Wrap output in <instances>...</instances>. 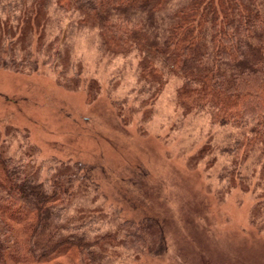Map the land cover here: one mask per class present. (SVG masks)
I'll use <instances>...</instances> for the list:
<instances>
[{"label":"trees","instance_id":"16d2710c","mask_svg":"<svg viewBox=\"0 0 264 264\" xmlns=\"http://www.w3.org/2000/svg\"><path fill=\"white\" fill-rule=\"evenodd\" d=\"M52 2L0 0L5 26L0 71L40 76L51 68L62 88L76 91L82 85L87 101L94 103L100 87L85 82L73 62L70 37L48 33ZM57 3L78 17L76 32L98 33L105 53L139 57V80L153 88L151 104L175 77L181 84L177 101L186 114L202 115L212 128H233L236 141L218 183L226 192L231 186L255 190L261 183L262 194L253 195L264 206V0ZM22 127L13 132L21 139L15 153L7 147L8 131L0 135V264H108L116 250L133 253L138 264H156L168 252L169 226L161 215L143 209L148 198L128 203L136 211L130 215L104 190L107 179L99 167L32 144V126ZM200 154L204 160L206 153ZM251 156L260 178L250 185L243 162Z\"/></svg>","mask_w":264,"mask_h":264},{"label":"rangeland","instance_id":"374dc122","mask_svg":"<svg viewBox=\"0 0 264 264\" xmlns=\"http://www.w3.org/2000/svg\"><path fill=\"white\" fill-rule=\"evenodd\" d=\"M57 4L53 0L48 33L70 37L73 62L82 68L85 82H97L101 97L91 103L82 85L76 91L62 88L51 68L40 76L0 71V135L8 131L10 151L21 146L20 137L13 136L15 127L28 123L32 144L99 167L107 179L104 190L130 215L136 211L128 203L148 198L149 206L141 207L161 215L169 226L168 252L156 264H264V206L253 195L262 194L261 183L255 190L251 185L260 178L255 157L243 162L251 189L231 186L226 192L218 183L231 158L234 129L212 128L202 115L186 114L177 101L181 84L175 77L151 104L153 88L139 80V57L105 53L98 33L76 32L78 17ZM4 27L0 22V36ZM201 152L204 160L198 158ZM133 255L116 250L108 264H138ZM149 261L141 262L155 264Z\"/></svg>","mask_w":264,"mask_h":264}]
</instances>
